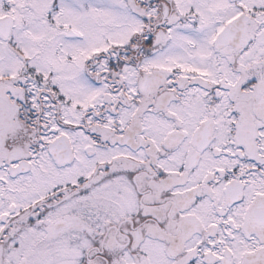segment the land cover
Instances as JSON below:
<instances>
[{
  "label": "snow or ice",
  "instance_id": "snow-or-ice-1",
  "mask_svg": "<svg viewBox=\"0 0 264 264\" xmlns=\"http://www.w3.org/2000/svg\"><path fill=\"white\" fill-rule=\"evenodd\" d=\"M0 264H264V0H0Z\"/></svg>",
  "mask_w": 264,
  "mask_h": 264
}]
</instances>
